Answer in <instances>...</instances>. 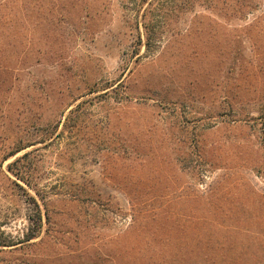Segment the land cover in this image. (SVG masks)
Segmentation results:
<instances>
[{"label": "rangeland", "instance_id": "rangeland-1", "mask_svg": "<svg viewBox=\"0 0 264 264\" xmlns=\"http://www.w3.org/2000/svg\"><path fill=\"white\" fill-rule=\"evenodd\" d=\"M263 136L264 0H0V264H264Z\"/></svg>", "mask_w": 264, "mask_h": 264}, {"label": "trees", "instance_id": "trees-1", "mask_svg": "<svg viewBox=\"0 0 264 264\" xmlns=\"http://www.w3.org/2000/svg\"><path fill=\"white\" fill-rule=\"evenodd\" d=\"M146 29L149 28L148 25H145ZM148 31H150V33L147 36L146 39V48L148 51H151L152 48L155 47V45H158V40H156L153 36H152V31L148 29ZM248 119L245 120H235L233 125H231V129H244L246 127H248ZM250 121V120H249ZM252 127V126H251ZM199 143V139L197 138L196 141V145L198 146ZM260 146L264 149V136H263V140L261 141ZM199 147V146H198ZM20 150H17L15 153L19 152ZM207 165V164H202ZM214 168V167H213ZM253 172H255L259 177H262L264 179V164H257L256 166H254L253 168H251ZM220 190L218 189H212L210 191V193H207V195H204L202 197H200L198 200H195L199 205L198 208L201 206V210L203 212L201 215V219H204L205 224H208L210 227H212L213 229H217V228H222V229H228L230 227H233L232 230H240L243 229L245 227H242L243 223L246 221L244 218V214L243 216H240L239 214H234V211H228V210H224V208L226 207V205L221 204V200L223 198V195H221V193H219ZM233 192V189L231 190V193ZM243 195V194H242ZM217 200H219L220 202H216ZM207 207V208H206ZM212 208H214L213 210H211ZM37 209L39 211V208L37 206ZM136 215V214H135ZM197 218V217H195ZM133 222L135 223V227H133L132 224V228H138L137 226V222H138V217L134 216ZM231 223L227 224V223ZM239 224V226L237 225ZM40 226L37 228L36 231H39ZM136 229H134L135 231ZM37 236V232L35 234H32L29 239H33ZM126 238H129L126 236ZM205 239L210 240L211 239V235L210 234H206L205 235ZM5 247H11L13 246V244H9V245H3Z\"/></svg>", "mask_w": 264, "mask_h": 264}]
</instances>
